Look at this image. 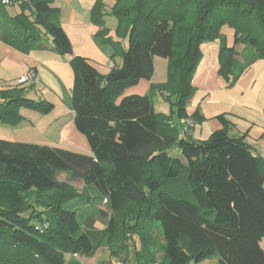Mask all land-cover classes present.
Returning a JSON list of instances; mask_svg holds the SVG:
<instances>
[{
    "label": "trees",
    "instance_id": "16d2710c",
    "mask_svg": "<svg viewBox=\"0 0 264 264\" xmlns=\"http://www.w3.org/2000/svg\"><path fill=\"white\" fill-rule=\"evenodd\" d=\"M112 1L115 40L103 26V1L90 10L91 22L101 28L97 37L121 60L105 75L72 56L51 0H19L20 12L0 22V41L17 51L27 53L50 39L55 53L72 56L70 109L91 152L0 140V264H66V255L67 264H79L74 255L90 257L104 241L117 256L131 245L133 233L152 257L142 263L154 264L150 240L156 223L162 264H197L214 255L217 264H264V160L245 136H230L222 115L207 139L183 136L171 118L155 113L150 93L124 95L139 81L151 80L153 57L164 58L166 81L149 90L174 96L179 121L199 122L197 111L187 116L186 102L201 45L221 39L217 74L226 79L234 74L236 59L221 34L224 26L233 30L235 44L252 50L245 67L264 60V0ZM122 37L126 44L118 40ZM24 94L19 86L0 91L1 123L19 125L21 109L40 114L53 109ZM61 173L82 183V192L58 181ZM176 180L183 190L164 189ZM97 222L103 228H96Z\"/></svg>",
    "mask_w": 264,
    "mask_h": 264
},
{
    "label": "rangeland",
    "instance_id": "374dc122",
    "mask_svg": "<svg viewBox=\"0 0 264 264\" xmlns=\"http://www.w3.org/2000/svg\"><path fill=\"white\" fill-rule=\"evenodd\" d=\"M102 1L104 9L110 12L113 1ZM19 12L20 8L18 6L0 7V22L3 21L4 16H13ZM106 26L113 28V33L116 34L117 20L114 16L107 15ZM221 34L225 38L226 45L228 47H234L236 59L234 74H229L228 79L224 76H217L212 79L211 77L207 78L206 75L204 83L202 82V84L197 87L192 86L193 91L186 102V107H193L202 117L199 122L196 119L195 124H193L189 130V133L194 132V136L196 138H201V140H205L209 137L207 131L209 129L212 130L211 127L216 125V117L219 115H222L229 122V134L235 132L237 124L241 125V121H243L240 119V117H242L240 116L242 115L240 111H244V113L247 114L246 116H249L252 120L264 121V60H257L248 67H245V57L252 54L250 47L242 43L235 44L234 32L227 26L221 29ZM118 40L126 44L127 39L122 37L121 40L119 38ZM220 41L221 39L218 38L215 41L201 45V47H203H200L201 52L207 55V63H212L214 61V53H218ZM49 43H51L50 39ZM7 51L5 44L0 41V91L15 87L18 76L21 74L23 68H27L28 65H30L26 57L20 56V54L14 50H11L14 52ZM216 58L218 61V55ZM113 61H120V57L115 56ZM153 65L154 72L150 84L158 85L164 83L167 78V60L160 57H153ZM39 78L41 79L38 82H28L24 85H17L24 89V96L26 98L33 101H44L46 99L48 101L45 102L54 105L53 109L48 114H40L34 110L22 109V115H24L22 117L23 120L18 126H15V128H10L0 122V140L35 144L38 146L58 147L85 154L86 152L82 151V149L63 145L60 143V140L54 139L53 136L46 133L45 129L47 125L57 117H61L62 121H67L68 117L65 116V114L69 108L70 97L65 89L64 82L60 81L58 77L51 75L43 79L40 74ZM207 81L209 84H207ZM147 93L151 94L155 113L165 116L166 118H171L179 133L183 136L187 135L183 134L182 121L178 120L176 109L172 105L174 96L168 95L165 90L150 91L148 89L145 94ZM250 123L251 125L256 124L255 121H250ZM200 129H202V132L199 135ZM252 134H250V136H252ZM242 135L247 138V133H243ZM81 138L86 142L84 136L81 135ZM253 142H255V140ZM260 147L262 148V159L264 160V142L262 140L260 141ZM57 180L66 183L78 193L82 192V183L69 181L67 174H58ZM185 185L187 187L186 182ZM167 188L169 190H183L180 180L165 183L164 189L167 190ZM186 189L189 195L188 187ZM190 199L192 200V198ZM97 207L105 209L103 204H98ZM64 209H69V204L65 205ZM95 227L98 229L103 228V224L97 222ZM151 229L154 233L151 235L152 240L150 241L155 251L154 258L158 260L154 264H162L158 258L161 256L163 248L162 232L158 223L152 224ZM129 241L131 245L123 250L121 249V253L117 256L111 255V249L107 241H104L95 248L90 257H77L74 255L73 258L79 264H144L142 262H145V260L148 259L147 257L152 258L149 255H145L142 250L143 243L141 237L137 233H133ZM141 251L144 255H142V257L140 256ZM70 259L71 257L66 255L65 263H69ZM189 264L195 263L190 262ZM197 264H217V257L215 255L211 256Z\"/></svg>",
    "mask_w": 264,
    "mask_h": 264
},
{
    "label": "crops",
    "instance_id": "0c3cea01",
    "mask_svg": "<svg viewBox=\"0 0 264 264\" xmlns=\"http://www.w3.org/2000/svg\"><path fill=\"white\" fill-rule=\"evenodd\" d=\"M51 1L52 6L59 9L58 22L70 41L72 56H78L86 59L94 68H96L99 73L103 75L107 74L110 71V69L112 68L110 65L120 66L121 60L117 62L113 61V49L111 45L101 42L97 37V32L101 28L91 22L90 10L96 0ZM12 6L19 7V4L15 3ZM104 13L103 26L108 31V37H111L115 40L113 28L106 26V18L107 15H109V12L104 9ZM5 46L8 50L7 52L15 51L20 54V56L26 57L29 61L30 65H28L27 68H23L19 76L26 74L27 72H34L38 79V82L41 79L39 78L40 74L43 79L44 77L48 78L53 75L55 77H58L60 81L64 82L65 89L69 93V97L71 96L73 73L68 62L72 56H60L59 54L55 53L52 49V44L49 43V40L39 42L37 44V48L31 49L27 53H22L7 45ZM202 54L203 58L199 66L197 67L195 76L192 80L193 87L200 86L202 82L204 83L206 75L207 78L211 77L212 79L218 76L217 72L219 69V65L216 58L218 53H214L215 59L212 63H207L206 53L203 52ZM150 81H139L135 86L126 89L124 95H144L149 89ZM207 84H209L208 81ZM16 86L18 85L16 84ZM44 101L48 100L45 99ZM186 113L187 116L190 117L195 113V110L193 107H186ZM240 113L242 114L240 115L242 117H239L243 121H241V125L237 124L235 132L229 135L241 136L243 133H247V138H245V141L249 145H251L254 151L262 158L263 152L262 148L260 147V141L262 140L264 142V121L252 120V118L246 116L247 114L244 113V111H240ZM20 114L22 117L24 116L22 115V109L20 111ZM65 116L68 117L67 121H62L61 117H57L51 123H49L45 129L46 133L53 136L54 139L56 138L57 140H60L61 144L68 145L69 147L80 148L82 149V151L86 152V155H89L91 152L87 141H83V139L81 138V134L77 132L74 127V115L72 110L70 109V99L69 108ZM250 121H255L256 124L251 125ZM215 122L216 125H213L211 127L212 130L209 129L207 131L208 136L211 134V132L219 128L218 121L216 120ZM193 124L195 123L193 122ZM201 132L202 129H200L199 135ZM250 134H252V136H250ZM190 135L194 139L201 140V138H196L194 136V132L190 133ZM254 140L255 142H253ZM260 246L264 251V238H262V240L260 241Z\"/></svg>",
    "mask_w": 264,
    "mask_h": 264
},
{
    "label": "built area",
    "instance_id": "2783aa9c",
    "mask_svg": "<svg viewBox=\"0 0 264 264\" xmlns=\"http://www.w3.org/2000/svg\"><path fill=\"white\" fill-rule=\"evenodd\" d=\"M19 0H0V5L6 7V6H12L15 3H17ZM113 67V65H110ZM37 77L34 72H28L26 74H23L18 77L17 84L18 85H24L28 82H37ZM182 125H183V134H190L189 130L193 126V121L190 118L182 119ZM46 225L42 224L40 228H45ZM126 244V243H125ZM76 256V255H75Z\"/></svg>",
    "mask_w": 264,
    "mask_h": 264
}]
</instances>
